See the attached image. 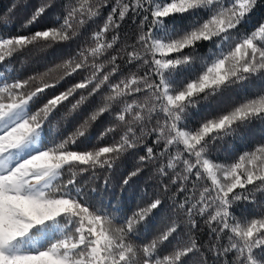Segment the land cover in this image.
I'll return each instance as SVG.
<instances>
[{"label":"snow or ice","instance_id":"6c2138e0","mask_svg":"<svg viewBox=\"0 0 264 264\" xmlns=\"http://www.w3.org/2000/svg\"><path fill=\"white\" fill-rule=\"evenodd\" d=\"M262 2L71 0L64 16L57 17V26L29 35L0 36L3 65L38 42L51 46L76 39L81 29L109 9L91 33V43L55 68L12 82L0 72V264H264V201H257L256 195L264 191V143L243 151L231 163L209 156L215 141L239 134L253 121H264V89L195 129L183 124L189 108L232 85L264 77V22L241 30ZM51 6L52 0L41 3L25 27ZM186 14L191 18L187 28H177L170 20ZM129 16H142L141 34L122 50L123 55L109 56L120 41L117 30ZM201 44H209L212 55L198 57ZM119 60L145 71L112 82L120 72ZM197 60L201 70L194 78L178 80V72L196 71ZM55 70L62 75L46 80ZM81 70L89 75L32 110L46 90ZM105 86L102 105L72 135L53 146L42 140L46 121L61 105L79 94L71 103L76 111ZM116 105L120 107L114 110ZM113 112L124 126L118 140L90 150L70 149L86 136L89 120ZM116 130L115 125L108 127L101 138ZM145 136H154L152 145L145 144ZM142 145L145 154L123 184L159 159L157 172L167 180L158 187L176 215L147 242L137 243L141 231L149 233L154 227L145 222L164 210V198L154 195L118 221L89 200L78 176L112 169L125 153ZM240 202L258 205V214L238 217L232 209ZM197 217L216 241L206 250L193 234L199 230ZM166 242L172 247L164 254Z\"/></svg>","mask_w":264,"mask_h":264},{"label":"trees","instance_id":"16d2710c","mask_svg":"<svg viewBox=\"0 0 264 264\" xmlns=\"http://www.w3.org/2000/svg\"><path fill=\"white\" fill-rule=\"evenodd\" d=\"M46 0H0V36H19L29 35L38 30H45L50 27L57 26V17H63L65 8L71 3V0H52V6L39 18L37 22L25 27L26 22L32 16L36 8ZM109 9L103 10L104 15L99 17L95 22H91L80 30V35L68 42L56 43L46 46L44 42H38L29 46L21 52L16 53L10 60L0 65V72H3L4 78L8 82L14 79L26 80L29 77L37 76L55 68L68 58L75 56L77 52L84 46L91 43L90 36L95 30H98L102 24L104 16L107 15ZM206 16V14H202ZM142 16H129L117 31L120 34L118 45L110 50V55H123V49L134 44L138 36L141 34L140 22ZM171 22L177 28H187L191 23V18L186 14L183 17L177 16L170 18ZM260 22H264V2L260 3L251 13L248 22L242 26V31H246L256 27ZM147 23V22H145ZM112 33H109V37ZM213 49L209 44H201L196 55L198 57L207 58L212 55ZM104 60L107 57L103 58ZM121 65L120 72L112 77V82H117L119 78H123L130 72H138L143 74L145 68H138L136 65H129L125 60L118 61ZM195 72L189 73L187 70L180 71L176 74L178 80L194 78L196 72L201 70L200 61L194 65ZM108 69L106 68L105 71ZM62 75L61 70H55L46 76V80L58 79ZM89 75L88 70H81L71 77L61 80L55 89H48L31 107L33 111L43 106L47 98L54 94L66 90L76 82L82 80ZM2 79V78H0ZM34 86V84H33ZM259 89H264V77H254L251 81L245 82L244 85L236 84L223 89L220 93L212 96L207 101H202L195 107L189 108L185 115L183 124L190 129L197 128L205 119L211 118L220 113L230 110L235 105L242 102L245 98L256 94ZM87 94V90H81ZM108 88L105 86L101 89V93L90 97L89 101L81 106L78 110H71V103L79 98L76 95L71 102H65L61 105L46 121L42 140L48 146H53L72 135L85 120L89 119L90 114L95 108L102 105V97L107 94ZM138 98L142 99V95ZM131 99V98H129ZM120 105L114 106V110ZM154 123V122H153ZM116 126L114 133H109L101 138V134L110 126ZM151 127V125H149ZM124 131V126L119 125L115 120L114 112L105 113L95 122L89 120L87 126V134L85 137L79 138L75 145H69L71 150H85L96 146L110 145L118 140ZM139 134V133H138ZM146 145H152L154 136L143 137ZM264 143V121H253L246 128H241L239 134L224 137L222 140L215 141L210 149L209 156L218 163L234 162L243 151L253 149L256 145ZM145 154L144 146H139L134 150L125 153L114 165L112 169H97L95 173L92 171L80 174L78 181L88 193L89 200L95 203L107 214L112 215L118 221H122L126 216L140 207L145 206L154 195H160L164 198V210H157L145 222L148 225H154L149 233L141 231L137 243L147 242L155 236L159 231L163 230L169 223V217H174L176 213L171 210V203L167 199L165 193L161 192L158 185L162 181L167 180L161 177L157 172V167L161 162L159 159L156 163H149L144 167L143 171L136 177H132L128 185L123 184V180L128 174L137 167L138 157ZM107 181V183H105ZM95 191H92V190ZM257 201H264V191L257 193ZM258 205L247 202L237 203L233 207V212L240 218H251L258 214ZM199 230H193L206 250L212 244L216 243L208 233L203 219L197 217ZM143 226H141V229ZM183 233H187V228L183 229ZM53 234H49L52 236ZM46 240L48 237L45 238ZM226 243V241H223ZM171 243L166 242L162 248V253L166 254L171 251ZM231 255V254H230ZM209 259H214L209 255ZM224 258L222 257L221 260Z\"/></svg>","mask_w":264,"mask_h":264}]
</instances>
